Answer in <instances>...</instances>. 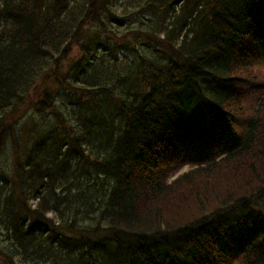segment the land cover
<instances>
[{"label":"trees","instance_id":"16d2710c","mask_svg":"<svg viewBox=\"0 0 264 264\" xmlns=\"http://www.w3.org/2000/svg\"><path fill=\"white\" fill-rule=\"evenodd\" d=\"M124 32L163 55L121 64ZM254 34L264 36V0H0V264H264V217L241 204L264 185L240 198L229 187L191 224L157 222L172 203L163 169L173 144L209 150L242 139L221 160L250 156L237 179L264 181V131L247 118L249 98L264 89L238 75L264 64V38ZM74 46L82 56L63 64ZM106 56L113 65L100 68ZM63 78L94 96L69 126L74 136L54 125L22 148L16 110L46 114ZM31 87L39 102H29ZM234 203L233 225L216 222ZM233 232L242 249L226 246Z\"/></svg>","mask_w":264,"mask_h":264},{"label":"rangeland","instance_id":"374dc122","mask_svg":"<svg viewBox=\"0 0 264 264\" xmlns=\"http://www.w3.org/2000/svg\"><path fill=\"white\" fill-rule=\"evenodd\" d=\"M94 29L96 32V27H94ZM97 31H99V33H102L103 29L98 28ZM104 36L107 37L110 35L105 33ZM110 37L113 42L118 41L112 36ZM123 37L128 39L127 44L129 46H123V44L119 43V57L121 60V64H125L126 66L133 65V61L136 60L141 53H152V55H156L157 58L159 57V53L154 52L153 49L146 48L138 41H133L132 36H125V32L123 33ZM261 37L264 38L262 34ZM262 53H264V50H262ZM80 56L82 55L78 53L77 48L74 46L72 48V53L69 56L60 58L62 63L64 64L70 59L73 61L77 60ZM112 65L113 60L110 56H106L105 64L100 68L109 69V67H112ZM62 69H64L63 74L66 76L68 74V67L63 66ZM50 74L51 70H49L47 73V77H49L48 79H50ZM119 74L120 76H125L127 74V71L124 69L119 70ZM238 75L243 76L247 81H257L253 83L255 89H264V64L255 65L254 67L247 70H241L238 72ZM63 81L64 78L60 82L61 86H53V90L51 88V94L56 95L54 99L58 100V102L52 109L48 110L46 114H36L34 111H31V109L26 108L25 105L19 106L16 110L17 116L11 120V125L13 126L14 123H16V139L20 137L19 144L22 148L25 146L28 138L32 137L33 135H38L39 133L42 135L47 133L49 135V132L54 125L63 128L62 135L64 138L67 139L68 137L74 136V134L71 133L69 126L72 123H78V121L81 120L82 114L79 111L81 104L83 102H87L86 100L93 99L94 96L83 95L79 92V90L67 87L70 85L65 84ZM103 86L111 87L112 82L103 84ZM36 89V87H31L28 89L29 102H39V99L35 96ZM257 94L261 95L260 93ZM261 98H259V96L249 98L254 99L255 103L252 104L249 102L251 114L247 118L256 120V123L262 126V131H264V103L262 102L264 98L262 99V101ZM70 99L73 101L72 105ZM60 104L65 107L61 106ZM111 105L112 103L105 104L103 109L94 110L93 112L95 113V117H101L103 115L102 112H105L107 114L109 112L107 108ZM236 141V138H231L229 143L233 144L235 142L233 144L235 145L237 143ZM229 143L222 144L217 147H219L221 151V149L225 145H231ZM11 147L12 141L9 143V150L11 149ZM213 150L214 149L207 150L205 148L192 150L187 149L182 145L174 144L170 146V152L166 155L169 159L167 161L168 164L165 171L167 176L165 177L164 182L168 187V189L165 190V194H168L166 196V200H168V198H171L172 203H167L161 214H159L161 215L159 218L160 220H157L159 228H167L166 225L169 221L172 223L170 227L176 229L180 226L191 224L201 217L210 214L213 208L217 206L221 200H227L225 198V191L231 186L233 187H231L229 190L232 193V196L230 198H240L245 197L244 195L256 192L264 185V181H257L253 184L247 182L245 185H243L242 179H237L241 175V166L247 163L249 165L251 160L250 156L245 157L244 154L238 158L217 161L218 163L215 166L211 167L212 169H205L208 168V166L202 165H205L207 163L201 162L200 159L211 156ZM14 154L15 151L13 149V155ZM218 159H220V157L216 160ZM193 163L194 166H189ZM199 168L203 169L202 171H198L202 173L195 172ZM244 169L249 168L245 167ZM169 190H171V192H169ZM173 196H175L176 198H173ZM263 199L264 195L263 198L258 201V203H261L263 205ZM244 204L254 206L257 204V199H252V197H250L244 200ZM226 207L229 206H224L222 210ZM49 217L53 218V215L50 214ZM154 228H158V226H156V221L151 225L145 224V226L142 227V229L146 231ZM108 235L109 233L106 232L105 236Z\"/></svg>","mask_w":264,"mask_h":264},{"label":"bare ground","instance_id":"6f19581e","mask_svg":"<svg viewBox=\"0 0 264 264\" xmlns=\"http://www.w3.org/2000/svg\"><path fill=\"white\" fill-rule=\"evenodd\" d=\"M248 205V204H246ZM250 211H254V212H257L259 214H264V207L262 205H254V206H251L250 207Z\"/></svg>","mask_w":264,"mask_h":264}]
</instances>
